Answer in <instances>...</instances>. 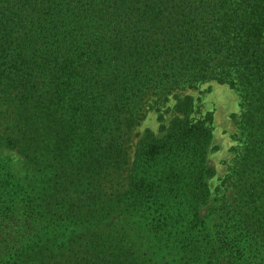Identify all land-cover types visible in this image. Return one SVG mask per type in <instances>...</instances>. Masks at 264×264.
<instances>
[{
    "label": "trees",
    "instance_id": "obj_1",
    "mask_svg": "<svg viewBox=\"0 0 264 264\" xmlns=\"http://www.w3.org/2000/svg\"><path fill=\"white\" fill-rule=\"evenodd\" d=\"M204 81L238 95L211 230L191 96L128 157ZM0 147V264H264V0H0Z\"/></svg>",
    "mask_w": 264,
    "mask_h": 264
},
{
    "label": "rangeland",
    "instance_id": "obj_2",
    "mask_svg": "<svg viewBox=\"0 0 264 264\" xmlns=\"http://www.w3.org/2000/svg\"><path fill=\"white\" fill-rule=\"evenodd\" d=\"M184 95L192 97L195 117H203L206 112L210 114V119L206 122L211 129V138L205 154V162L212 168L213 173L206 178L209 196L206 203L201 205L200 214L208 229L211 230L213 206L220 195L216 193V188L220 192L232 190L230 184L227 182L220 184V181L230 171L229 167L234 155L232 146L236 144L234 114L238 113V95L234 89L214 81H204L192 88L176 89L159 98L154 96L148 98L144 106V115L134 126L130 135L128 157L131 160L135 143L144 129H149L156 136L161 135L160 127L167 126L174 115L172 107L175 100ZM0 158L5 159L18 175L25 171L23 161L14 149L0 147Z\"/></svg>",
    "mask_w": 264,
    "mask_h": 264
}]
</instances>
